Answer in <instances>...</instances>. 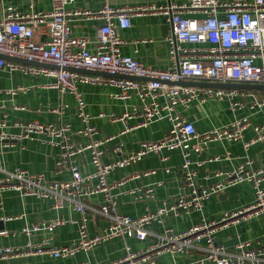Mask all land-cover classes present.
<instances>
[{
  "label": "built area",
  "instance_id": "2783aa9c",
  "mask_svg": "<svg viewBox=\"0 0 264 264\" xmlns=\"http://www.w3.org/2000/svg\"><path fill=\"white\" fill-rule=\"evenodd\" d=\"M75 1L52 0V10L41 13H21L10 6L5 9V16L0 20V55L56 68L23 65L0 58V71L22 72L36 78L52 79L53 81L41 87L73 95L77 101L78 118L82 122L81 128L75 131L69 123L45 125L33 121L22 126L20 135H9L3 131L6 123L2 120L0 142L38 138L58 150L56 172H68L70 179L50 181L44 174H31L21 168L8 171L3 169L0 161V172L3 174L0 178V197L5 191H16L28 197L53 200L55 209L71 206L82 216L79 236L70 245L59 247L53 246L51 240H46L43 244L28 243L19 247L5 248L0 245V260L36 255L69 259L115 239L134 237L144 241L151 232L150 228L170 215L180 216L201 211L214 195L235 185L249 183L254 190L253 204L240 210L224 212L215 221L203 219L200 224L183 233L172 232L160 236L149 253L132 252L128 247L127 254L121 260L110 264H154L158 256L167 253L186 255L192 251L203 252V255L189 264H264V250L251 241L238 242L234 251L227 250L217 242L222 230L264 214V168L253 171L249 168V163L245 162L234 170L217 174L220 181L214 186L199 187L195 183L197 171L212 159L196 163L192 159L193 154L204 153L210 144L219 141L242 142L245 150H248L254 144L264 141V126L254 125L248 116L237 117L223 127L199 133L193 122L178 111L179 108L189 109L194 103L204 105L216 101L228 102L233 112H256L264 108V97L253 98L249 104L243 100L241 90L171 84L186 80L264 85V0L230 3L189 0L135 8L105 6L97 13L70 8ZM145 14L164 16L172 28V33L166 38L172 61L168 70L145 66L122 53L123 41L118 34L119 30L131 28L132 19ZM196 14L200 16H191ZM75 17L103 21L97 32L94 51L89 49V39L72 36L70 21ZM37 33L42 38L36 39ZM70 69L149 80L139 82L103 77L69 71ZM81 85L113 87L118 92L112 98L118 100L137 97L142 103L141 108L135 107L133 114L123 116L139 118L136 129L160 120H168L171 129L163 139L142 141L138 149L131 152L125 153L123 144L120 143L113 151L119 157L112 163H104L102 147L114 138H95L99 133L98 128L92 124V117L86 110L85 100L79 90ZM28 90L29 88L20 87L7 93L14 96ZM123 118L116 117L113 121ZM248 130H252L255 135L246 141L244 135ZM76 136L89 138L90 141L88 144L77 143L74 139ZM179 150L185 158L182 195L174 202H166L154 212L147 210L137 218L121 214L117 208L115 190L124 186L128 180H139L154 173L133 174L129 179L116 183L109 181L110 175L116 170L141 162L149 155L167 162V154ZM87 154L94 170L84 173L82 168ZM131 194L142 200L153 197L154 190L148 188L144 191H132ZM98 195L104 196L99 214L108 219V226L103 232L91 235L88 206L85 202ZM62 223L61 220H54L41 225L32 224L25 227L23 233L31 236L43 230L53 232ZM1 235L7 236V233Z\"/></svg>",
  "mask_w": 264,
  "mask_h": 264
},
{
  "label": "crops",
  "instance_id": "0c3cea01",
  "mask_svg": "<svg viewBox=\"0 0 264 264\" xmlns=\"http://www.w3.org/2000/svg\"><path fill=\"white\" fill-rule=\"evenodd\" d=\"M189 0H76L69 7L92 13L100 12L105 6L116 8H135L139 6H163L172 3H182ZM221 2L254 0H219ZM14 7L21 13H41L52 10V0H0V20L5 16V9ZM199 17V14L191 15ZM103 25L102 20L75 17L70 21L71 33L74 37L87 38L91 41L89 49H96L97 32ZM172 33L167 19L162 15H137L132 19V26L126 30H119L123 41L122 53L130 56L145 66L158 70H168L171 65L169 45L166 38ZM36 34V39H40ZM42 38V37H41ZM19 64L27 65L17 62ZM53 81L49 78H36L22 72L0 71V122L5 121L4 132L9 135H20L22 126L29 122L38 121L48 125L69 123L75 131L82 126L78 118L77 101L73 95L62 94L58 89L43 88L41 85ZM20 87L29 88L25 93L19 92L12 96L7 92ZM79 90L85 100L86 110L92 117V124L98 128L95 138H114L102 147L103 162L112 163L119 155L113 153L121 143L124 152L138 149L142 141H158L163 139L171 129L168 120H160L147 127L136 129L139 118H123L125 114H133L135 107L141 108V101L137 97L129 100L112 98L117 89L108 86L81 85ZM243 100L251 103L253 98L264 97V91L243 90ZM179 113L193 122L199 133H207L215 128L231 123L237 117H249L257 126H264V108L256 112L244 110L233 112L228 102L210 101L204 105L194 103L189 109L179 108ZM123 118L114 122V118ZM252 130L244 135L248 141L254 137ZM75 142L88 144L89 138L76 136ZM58 150L43 143L38 138L24 139L19 142H0V161L5 170L21 168L31 174H44L50 181H67L68 172H56L55 163ZM169 160L163 162L159 157L149 155L141 162L132 166L116 170L109 181L111 183L129 179L133 174L153 172L139 180H128L124 186L115 190L117 208L121 214L137 218L147 210L156 211L164 203L174 202L183 193L185 161L182 151L169 152ZM220 160H214V158ZM193 161L201 162L212 159L198 169L195 183L199 187H210L220 179L217 174L228 172L240 164L248 162L253 171L264 168V141L245 150L242 142L219 141L209 145L206 152L193 154ZM83 172L94 170L87 154ZM0 172V178H2ZM152 188L153 197L138 200L132 191H144ZM264 188V183H263ZM255 202L254 190L251 184L243 183L216 194L205 203L201 211H193L180 216H169L161 223L150 228L146 240L140 241L134 237L120 238L96 246L90 252H80L73 258L55 259L49 256H24L13 259L0 260V264H110L121 260L127 254V248L132 252L149 253L160 236L173 233L180 234L200 224L203 219L215 221L227 211L245 208ZM104 203V196L98 195L85 202L89 213V231L91 235L99 234L108 226V219L99 214ZM11 218V219H10ZM61 220L63 223L53 232L46 230L27 236L23 229L32 224L50 223ZM81 214L71 206L62 209L54 208V201L37 199L22 195L16 191H5L0 197V245L2 247H19L28 243L43 244L51 240L52 245L59 247L70 245L79 236ZM171 231V232H170ZM7 233V236L1 235ZM240 241H251L255 246L264 250V214L256 216L238 225L222 230L217 242L227 250L234 251ZM203 255V252L192 251L186 255L164 254L155 259L154 264H189ZM149 264V263H144Z\"/></svg>",
  "mask_w": 264,
  "mask_h": 264
},
{
  "label": "water",
  "instance_id": "95a60500",
  "mask_svg": "<svg viewBox=\"0 0 264 264\" xmlns=\"http://www.w3.org/2000/svg\"><path fill=\"white\" fill-rule=\"evenodd\" d=\"M0 58H4L9 61H15V62H20L28 65H34V66H41V67H48V68H53L56 69L53 66H45L43 64H39L36 62H28L25 60H20L16 58H10L8 56H2L0 55ZM69 71L73 72H80L84 74H91V75H98V76H103V77H114V78H120V79H128V80H134V81H148L149 79L146 78H140V77H132V76H124V75H110L108 73L104 72H94V71H89V70H74L70 69ZM172 85H179V86H190V87H198V88H212V89H237V90H260L264 91V85H254V84H222V83H212V82H195V81H186V80H181L178 82H173L171 83Z\"/></svg>",
  "mask_w": 264,
  "mask_h": 264
}]
</instances>
